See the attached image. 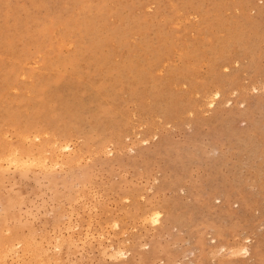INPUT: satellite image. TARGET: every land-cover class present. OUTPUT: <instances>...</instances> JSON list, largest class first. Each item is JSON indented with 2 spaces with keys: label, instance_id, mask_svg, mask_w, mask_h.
I'll return each mask as SVG.
<instances>
[{
  "label": "rangeland",
  "instance_id": "374dc122",
  "mask_svg": "<svg viewBox=\"0 0 264 264\" xmlns=\"http://www.w3.org/2000/svg\"><path fill=\"white\" fill-rule=\"evenodd\" d=\"M0 264H264V0H0Z\"/></svg>",
  "mask_w": 264,
  "mask_h": 264
},
{
  "label": "bare ground",
  "instance_id": "6f19581e",
  "mask_svg": "<svg viewBox=\"0 0 264 264\" xmlns=\"http://www.w3.org/2000/svg\"><path fill=\"white\" fill-rule=\"evenodd\" d=\"M216 94H217V92L214 93V95H216ZM31 159H32V158H31ZM21 161H22V160H21ZM39 161H40V160H39ZM153 214H155V217H158V213H154V212H153Z\"/></svg>",
  "mask_w": 264,
  "mask_h": 264
}]
</instances>
